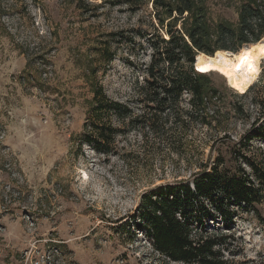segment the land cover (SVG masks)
<instances>
[{"label":"rangeland","instance_id":"374dc122","mask_svg":"<svg viewBox=\"0 0 264 264\" xmlns=\"http://www.w3.org/2000/svg\"><path fill=\"white\" fill-rule=\"evenodd\" d=\"M241 2L207 0L210 22L237 26ZM151 13L150 4L131 12L106 0H0V264L49 254L67 264H182L129 225L143 194L192 182L218 163L232 172H251L245 157L264 166V137L249 141L264 125V52L254 51L259 72L246 90L207 73L214 94L198 118L187 115V92L173 114L152 117L140 96L153 55ZM97 86L133 112L123 125L114 111L105 117L124 130L109 155L88 142ZM230 211L231 219L214 212L206 223L227 236L222 256L264 264V199Z\"/></svg>","mask_w":264,"mask_h":264},{"label":"trees","instance_id":"16d2710c","mask_svg":"<svg viewBox=\"0 0 264 264\" xmlns=\"http://www.w3.org/2000/svg\"><path fill=\"white\" fill-rule=\"evenodd\" d=\"M106 3L124 5L131 12L152 5L153 32L146 34L153 55L146 68V86L140 91L153 111L152 117L173 114L187 92L191 95L187 115L195 114L198 118L207 97L214 94L208 88L210 77L206 74L212 72L208 59L218 52H264V0H242L237 26L225 22L212 24L207 0H106ZM102 56L108 62L114 59L107 48ZM258 105L261 108L257 122L264 117V104ZM91 109L96 136L88 142L94 143L97 151L109 155L111 138L124 130L107 122L105 117L114 111L123 125L125 117H133V112L123 103L110 99L102 86L94 90ZM134 116L135 121L143 123L144 115ZM255 131L249 141L264 137V125ZM244 161L251 172L242 165L234 172L223 170L218 163L198 173L192 182L163 184L151 189L143 194L129 225L140 226L155 252L165 260L182 264H229L220 252L227 236L208 233L206 223L214 212L229 220L231 205L252 207L264 199V166L247 157Z\"/></svg>","mask_w":264,"mask_h":264},{"label":"bare ground","instance_id":"6f19581e","mask_svg":"<svg viewBox=\"0 0 264 264\" xmlns=\"http://www.w3.org/2000/svg\"><path fill=\"white\" fill-rule=\"evenodd\" d=\"M242 57H247L246 61L243 63L241 60ZM260 58L261 55L254 52H243L239 54H233L231 52H218L215 55L216 62L213 63L210 69L224 77L230 88L246 90L256 74L259 72ZM197 63L198 59L196 62V69ZM199 67H201L200 63ZM249 67L252 69L251 72L249 71Z\"/></svg>","mask_w":264,"mask_h":264},{"label":"built area","instance_id":"2783aa9c","mask_svg":"<svg viewBox=\"0 0 264 264\" xmlns=\"http://www.w3.org/2000/svg\"><path fill=\"white\" fill-rule=\"evenodd\" d=\"M57 252V250H55ZM58 253V252H57ZM54 254H49V255H43L41 260H36V261H31V264H67L65 260L62 259H54Z\"/></svg>","mask_w":264,"mask_h":264},{"label":"snow or ice","instance_id":"6c2138e0","mask_svg":"<svg viewBox=\"0 0 264 264\" xmlns=\"http://www.w3.org/2000/svg\"><path fill=\"white\" fill-rule=\"evenodd\" d=\"M246 59H247V57H242V58H241V60H242V63H243V62H245V61H246ZM249 71H250V72L252 71L251 67H249Z\"/></svg>","mask_w":264,"mask_h":264},{"label":"water","instance_id":"95a60500","mask_svg":"<svg viewBox=\"0 0 264 264\" xmlns=\"http://www.w3.org/2000/svg\"><path fill=\"white\" fill-rule=\"evenodd\" d=\"M196 62H197V58H196ZM196 66V65H195ZM198 71V70H197Z\"/></svg>","mask_w":264,"mask_h":264}]
</instances>
